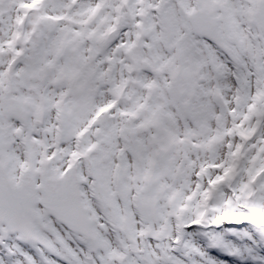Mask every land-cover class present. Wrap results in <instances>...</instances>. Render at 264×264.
Masks as SVG:
<instances>
[{
  "label": "snow or ice",
  "instance_id": "obj_1",
  "mask_svg": "<svg viewBox=\"0 0 264 264\" xmlns=\"http://www.w3.org/2000/svg\"><path fill=\"white\" fill-rule=\"evenodd\" d=\"M0 264H264V0H0Z\"/></svg>",
  "mask_w": 264,
  "mask_h": 264
}]
</instances>
